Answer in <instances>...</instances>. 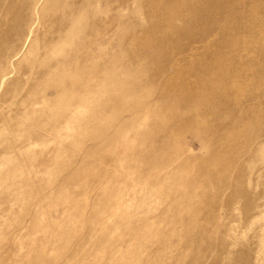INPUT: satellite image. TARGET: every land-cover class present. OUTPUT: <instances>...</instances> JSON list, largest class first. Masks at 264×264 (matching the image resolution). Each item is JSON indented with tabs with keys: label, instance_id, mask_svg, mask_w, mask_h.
Here are the masks:
<instances>
[{
	"label": "rangeland",
	"instance_id": "1",
	"mask_svg": "<svg viewBox=\"0 0 264 264\" xmlns=\"http://www.w3.org/2000/svg\"><path fill=\"white\" fill-rule=\"evenodd\" d=\"M0 264H264V0H0Z\"/></svg>",
	"mask_w": 264,
	"mask_h": 264
}]
</instances>
